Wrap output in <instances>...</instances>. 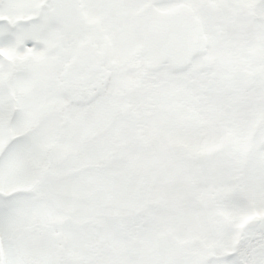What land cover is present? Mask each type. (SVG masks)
<instances>
[{"label": "trees", "instance_id": "trees-1", "mask_svg": "<svg viewBox=\"0 0 264 264\" xmlns=\"http://www.w3.org/2000/svg\"><path fill=\"white\" fill-rule=\"evenodd\" d=\"M231 1L241 2V0ZM196 5L197 15L208 19L209 27L205 35L203 34L202 39H204L200 40V45L205 39H210L214 44L227 45L222 35L223 0H197ZM251 5V11L246 13V22L264 23V0L253 1ZM205 13H207L206 16ZM232 23L234 24L233 21ZM86 40L88 44V38ZM236 40L237 44L230 52L240 51V45H242L240 37ZM196 45L199 44L194 43L195 47ZM138 57L133 55L132 58L120 64L112 61L104 63L99 54L88 47L82 59L78 61V74L71 77L69 81L70 96L85 100L90 94L95 96L107 91L108 83L113 78L125 75L126 84L123 86L116 84V91L111 94L117 102L124 101L125 105L122 109L124 111L116 115L112 121L120 119L126 122L129 128L121 129L117 135L112 136L107 149L99 154L95 161L80 166V169L92 172L95 176L102 175V182L126 184L128 195L125 204L113 203L111 199H108L93 211V216L89 215L84 220H79L76 213H67L61 206H57L54 196L49 194L52 181L60 180L65 175L58 174L51 168L50 153L45 154L38 165H34L30 160L32 168L30 188L28 190L14 189L4 195L0 193V203L3 204L7 214L15 212L12 210L13 207H18L20 212H23L27 211L29 206H33L36 208V213L39 208L45 215L44 220H36L28 225L29 232L20 243L19 253L22 254L25 264H106L107 262L127 264L130 260H136L139 257L138 247L141 246L144 236L169 242L168 239L181 228L180 224L176 225L178 226L176 228L165 225L172 219L180 222L179 206L174 204L166 194V191L171 188L166 187L164 191L160 187L163 185V174L166 171H173L175 169L172 168L201 159L219 149L226 152L222 156L227 160V165L237 170L233 181L238 184L242 177L240 179L237 174L244 164L239 158L247 159L255 151V154L264 160V153H261L257 142L262 139L258 120L261 116L259 112L264 108V102L254 93L257 85L252 84L249 87L246 83L247 89H244L243 84L239 91L231 87L224 89V94L232 99L229 101V112L239 110L254 100L257 101L256 110L249 111L247 115L240 117L243 122L249 121V124L236 125L227 114L225 117L228 122L226 123L227 133L215 131L216 135L211 137L209 122L212 101L209 93L212 87L209 80L213 67L209 68L201 64L198 78L192 72H188L186 76L178 75L177 78L182 81V84L177 86L173 79H165L151 73L146 79L138 76L134 70ZM237 63L233 60L232 68H230L233 80L239 78ZM36 65L40 68L47 66L48 63L42 62ZM258 65L260 66L259 74H264V61L260 60ZM21 69L35 70L36 67H26L22 64ZM130 70L131 73L128 72ZM195 81L198 83L197 90L194 88ZM163 85L166 86L165 91H162ZM20 96L23 97V95ZM160 96L164 99L162 100ZM243 97L246 98L243 100ZM18 98L19 95L15 93L0 95L1 135H4L2 128L5 125L1 120L6 119L7 123L12 117L13 109L19 103ZM166 121H170L169 126L163 128L162 125ZM220 125L224 126L225 123L222 122ZM244 127L252 130L247 140L240 134ZM113 129L114 127H105L101 132ZM254 137L255 139L252 140ZM243 140H246L247 149L236 148L235 143ZM9 144L10 151L19 150V141H11ZM1 147L2 144H0ZM262 162L264 164V161ZM194 182L199 183V180L194 178ZM171 183L173 182L170 181L167 185ZM239 187L240 184L236 188H231L230 200L238 197L237 188ZM132 198L133 201L130 202ZM189 198L195 200L196 204H209L202 199V195H192ZM51 205L56 212L54 215L49 208ZM167 217L170 219H165ZM160 223L163 227L162 234L157 231ZM228 223L230 229L233 228L234 221L228 220ZM108 229L112 232L115 241L123 247L110 240L107 235ZM183 234L185 235L184 232ZM71 235L74 236L73 244L78 247V250L71 248L66 252L64 249H68L72 244L69 239ZM213 235L212 230L208 231L204 233L203 240L206 241ZM161 236L165 237L160 238ZM55 243H58V247ZM214 244H225V241L214 239ZM255 244L256 239L253 235H247L243 243H240L235 250L233 257L231 256L233 262L235 260L237 264H260L256 258ZM191 254L189 250L178 255L187 257ZM201 255L203 260L207 257L205 252Z\"/></svg>", "mask_w": 264, "mask_h": 264}, {"label": "rangeland", "instance_id": "rangeland-1", "mask_svg": "<svg viewBox=\"0 0 264 264\" xmlns=\"http://www.w3.org/2000/svg\"><path fill=\"white\" fill-rule=\"evenodd\" d=\"M178 1L187 2L189 6L195 5V0ZM84 2L87 3L88 0H84ZM175 2L176 0H164L159 7L161 10H166L167 7H172ZM26 4L27 10L33 9V6L29 5V2H26ZM137 7L139 6L135 5L133 9L134 13H136ZM90 8L93 11L96 10L94 3L90 5ZM136 15L137 14H135V16ZM15 16L16 15H14V17ZM142 22L143 21H141L140 18L138 19V16H136L134 18L130 34L126 29L121 30L120 26H116L114 29L108 30L114 42L113 51L116 52L118 50V54H120L119 56H116V58L115 55L111 57L109 49L104 45L103 48H98L100 40H96V32L93 29L91 31L87 29L82 33L77 32L74 35H67L64 33L62 36H57L55 32L57 30L56 27L52 26L47 28L43 26L44 23H38L33 28L23 26L12 31L15 32V34L18 35L22 41L24 40L27 42L28 35L37 36L45 43L52 45L51 47L53 49V46L57 45L58 49L53 50L52 53L43 54L42 49L37 48L34 51L33 58L41 59L44 57L45 59H48L50 62L48 64V68L46 69L45 65L42 66V72L37 73L35 76L17 75V88L12 85L13 90L17 89L19 92L28 93V98L23 99L17 106H15L13 110L16 115L11 117V119H13L10 124L6 123V120L3 121L5 125L2 128L4 135L0 134V144H2L0 153L3 154L4 157H0V191L9 193L14 189H28L32 181L31 170L28 167L29 159L31 158L34 163L38 164L44 157L46 151H50L51 168L56 173H62L65 175L60 180L52 181L49 194L54 196L55 203L57 206H61L63 211H66L67 213H76L79 220H84L86 216H93V211L108 199H111V202L113 203L116 202L121 205L125 204V201L127 200L126 197L128 195V187L126 184L111 183L110 181L102 182V175L95 176L92 172L86 171L83 168L80 169V166L83 164L95 161V158L99 157V154L107 149L109 140L112 136L117 135L121 129L129 128L128 124L120 119H115L116 121L114 122L112 121L116 115L124 111L122 109L124 108L125 103L120 104L111 97L104 96L98 97L89 104L85 105L78 104L76 102L67 104L68 100L66 96L62 94L60 84L57 81V71H60L62 67L67 65V75L73 77L78 74V61L72 65V60L74 58L75 51L77 50V43L82 42L83 36L85 35L91 37L93 44L94 40H96V46L91 44L90 46H87L86 49L89 47L94 51L95 46L103 53H107L109 60L121 61V59L126 57V55H129V53L142 48V40L144 39ZM200 26L203 30H207V20L204 19ZM257 34L259 35L260 40L264 42L263 23L258 25ZM145 40H147V38H145ZM17 47L18 41L14 36L0 37V52L4 51L6 53L7 51H13L15 54L17 53L18 56H23L24 51L17 49ZM192 49L193 47L190 49L187 48L183 55L173 60V58H168L164 56L165 54L158 52L148 42L146 43L143 41V50L152 59V63L149 67L163 77H170L174 74H172L170 70L174 65L180 68L179 70H181L182 75H185L186 72L184 71V67L187 62H191L193 64V68L191 70L196 74L200 59L205 58L207 63L211 64L212 62L218 60L221 53H223V48L220 45L219 47H215L210 44L204 51L197 50L199 52L201 51V57L191 56L190 51H192ZM245 58L249 59L246 55ZM221 62L215 64V75L223 77V83L220 84L222 88L228 80L225 75L227 72ZM45 70H53L55 75L49 76V74H46ZM259 81L260 80H256L255 83H259ZM123 83V79H121L119 84ZM176 84L180 86L181 81L176 79ZM247 84L249 87L251 86L250 81H248ZM234 85L236 84L234 83ZM210 86L214 92L210 93V98L214 99L216 94V102L224 101V98L214 80ZM115 87L116 85L114 84L109 85L110 89H114ZM197 88L198 86H196V89ZM17 90L14 91L15 94H17ZM256 92L260 93L261 88H258ZM262 92L264 94V84ZM245 98L246 97H243V100ZM216 105L217 103H215L214 107H217ZM255 107L256 105L252 104L232 113L230 115L232 122L236 125L238 123H242L243 121L240 118H237L236 115L244 113L249 109H254ZM217 111L218 113L216 111L212 112V125L216 120L218 121L224 117L223 109H217ZM162 126L163 128H168L169 122H166ZM105 127H114V129L101 132ZM33 128L35 129L31 130ZM247 130L248 128L244 127L240 134L245 135L246 133H249ZM215 135L216 133L212 130L210 136L214 137ZM8 138H10L11 141L20 139L19 150L17 152H13L8 149L10 145ZM239 143L241 144V147H245V143H243V141ZM221 159L222 156L216 150L212 156L203 157V159L190 161L180 165L175 171H166L169 173L165 175L166 178H164V186L161 185L160 187L164 189V191L166 190V187H170L171 189H168L166 194L167 192H170L168 195L173 197V199H176L178 195H183L184 192V183L182 182L183 185H181L177 182L188 180L191 176V172L197 171L198 178L204 182L203 185L213 182L216 186L225 188V178L227 175L229 177V168L224 162H222ZM262 168L263 167L258 159L250 160L245 166L243 181L245 184V196L243 199L238 200V203L234 201V204L237 205L239 218L243 219L246 215L256 214V212L259 214L264 212V170ZM105 178L107 179V177ZM172 179L176 181L172 183L171 186L166 185L168 181ZM175 183L177 184L174 185ZM178 198L181 203L179 204L181 207V213L179 216L180 222L172 219L169 225L176 228L178 227L176 225L180 224L181 228L179 232L168 239L169 242L164 241L163 243L164 245L167 243V245L173 248H178V250L174 252L173 249H171L169 251L172 253L167 255L166 252H168V249H165V254L163 255L164 260L161 264H195L194 260H192L193 258L187 259L186 256H178V253L183 254V252H189L191 248L195 252L196 250H199V246L195 243V240L189 231L193 232L194 236H198L206 230V224L210 220L209 210L200 208L194 203L189 204V200H187L188 198ZM132 201L133 198L130 202ZM49 208L54 215L56 212L51 206ZM12 210L15 212L7 214L5 210L0 207V237L3 240V246L5 247L3 258L1 259L3 264H25L22 254L19 253L20 243L24 241L23 237L26 238V235L29 232L27 229L28 225L36 220H44L45 215L39 208L36 213V208L34 207L28 208L27 211L23 212H20L18 207H13ZM226 211L227 212L225 213L229 216L235 213L230 206ZM167 219L169 220L170 218L167 217ZM239 224L240 223L237 221L236 225ZM165 225L167 226L168 224L166 223ZM157 231L160 234L163 233L162 223L158 225ZM183 232L189 233V236L185 237ZM195 233L198 235H195ZM231 233L232 232H230V238L232 235ZM249 234L252 233L249 232ZM107 235L110 237L111 241L120 245V247L122 246V244L115 241L110 229H108ZM157 235L159 236L158 233ZM253 237L255 239L257 238L255 233L253 234ZM69 239L72 244L69 248L67 247L68 250L73 248L77 251L78 247L73 244L74 236L71 235ZM158 243V240H153L144 236L142 238L141 246L138 247V251H140L138 253L139 257L128 264H155L156 261H160L162 252L161 249L159 251L156 249L157 247L161 248L162 246L160 245L162 243L160 245H158ZM125 244L128 245L126 242ZM55 246L58 247V243H55ZM255 252L258 263H261L264 258V251L262 250L259 253L255 244ZM166 260L168 263L165 262ZM121 264L126 263L121 262ZM206 264H216V260L209 261Z\"/></svg>", "mask_w": 264, "mask_h": 264}, {"label": "flooded vegetation", "instance_id": "flooded-vegetation-1", "mask_svg": "<svg viewBox=\"0 0 264 264\" xmlns=\"http://www.w3.org/2000/svg\"><path fill=\"white\" fill-rule=\"evenodd\" d=\"M53 1L54 0H0V37H12L14 36L16 40L18 41V47L17 49L23 50L24 55L18 56V54L14 53L13 51L10 52H0V94L3 93H11L16 91L17 89L12 88V85L17 88V75H32L35 76L37 73L42 72L41 70H30V69H21L20 61L25 62H33L38 61V59L33 58L34 51L37 48H41L43 51V54L52 53L53 50H57V45H54V49L51 47L52 45H49L42 41L37 36H27V42L24 40L22 41L18 35L15 34V32H12L13 30H17L18 27H27V28H33L38 23H44V27H56V35L62 36L65 32L62 31V27L60 23L53 17L52 15V8H53ZM26 2H29V5L33 6V9L27 10V4ZM94 3V6L96 8L95 11H93L90 8V5ZM151 4L152 9L151 12L153 13L154 17H160L163 16V13L160 9L161 0H88L87 3L84 2V0H79V6L81 11L82 18L87 23V28L84 30L89 29L90 31L93 29L96 32L97 39L100 40V45L98 48H103V45L109 49L111 57L115 55L119 56L118 50L116 52H113V38L110 35V32L108 30L114 29L116 26H120L121 30H128L129 34L132 29V24L135 18L134 13V7H137L136 12H138L141 7L144 4ZM239 3V2H238ZM236 1L231 0H223V11H224V18H223V34H224V41L227 43V50L230 51L235 45V38L237 33L240 36V42H242L243 47L241 46L240 52L238 54V57L240 60L245 61V53L247 54H255V57L257 56V53L255 52V45L257 44L259 48L257 49L259 52H261L262 48H264V42L260 40L259 35L257 34L258 25L260 22L258 21L255 23L254 21L246 22V10H251V4H246L245 0H241V2L238 4ZM29 12V13H28ZM178 12V11H177ZM28 13V14H26ZM175 13V12H174ZM172 13V16L173 14ZM14 15H16L14 17ZM11 16V17H9ZM171 16V17H172ZM15 18V19H12ZM140 18L143 26V32H144V39L142 40L145 42V38H147V42L152 45L150 40V33H149V18L147 15H138V19ZM193 20V19H192ZM232 21L234 24L236 23L238 25L237 28L232 27L231 23ZM56 23V24H55ZM194 28L197 25L193 20ZM120 30V31H121ZM198 31V29H196ZM80 32V31H78ZM77 33V32H76ZM67 34V33H65ZM70 35V34H67ZM130 37V36H129ZM93 41L88 39V44L95 45ZM58 41V39H57ZM129 42V40H128ZM119 43V42H116ZM87 46V40L86 37L83 36V41L77 43V50L75 51L74 58L72 60V63L74 64L76 61H79V59H82L81 57L84 56ZM96 46V45H95ZM153 46V45H152ZM44 47V48H43ZM142 47V46H141ZM113 52V53H112ZM95 53L100 54V58L104 61L109 60V56L107 53H103L101 50L95 49ZM143 53L145 51L143 50ZM147 54V53H145ZM232 56L233 58L236 57L235 53L229 55V57ZM129 55H126V57L122 58L121 60H125L128 58ZM42 60L49 61L48 59H45L44 57L41 58ZM107 59V60H106ZM12 62L9 65H6V62ZM145 67L149 68V65H147L142 59L141 63L137 66V70H142ZM46 74L55 75L54 71L52 70H45ZM44 72V73H45ZM244 72V71H243ZM68 74V70H60L57 71V78H61V82L63 81V88L65 90V93L68 95L69 93V81L70 77ZM61 75V76H59ZM59 82V80H57ZM19 91V90H17ZM100 97V96H98ZM67 98V104H71L70 98ZM76 103H80L79 99L74 100ZM226 186L225 188H217L219 191H217L218 199L219 196L221 197V204H215L214 207H210V220L206 224L205 227L206 230L209 228V224L211 221H214V224L211 226V228L214 230V233L217 235H220V233H223L224 228L227 226L224 223H221V220L224 219H238L239 215L236 214V208L235 206L232 207L233 211H235L232 215H227L225 212L229 209V188L230 183L228 182V179L225 178ZM245 184L241 187V197L240 199H243L245 196ZM194 185L192 186L193 190ZM184 189V188H183ZM187 192V191H186ZM210 192V191H209ZM208 192V193H209ZM189 193V192H187ZM185 195V196H184ZM182 197L184 199H187L185 192H183ZM188 200V199H187ZM186 200V201H187ZM235 201V200H234ZM192 202V201H191ZM208 210V209H207ZM216 212V213H214ZM180 216V215H179ZM254 217L258 219V224L254 228L253 232L247 231L244 226L241 227V236L242 239L239 242L243 243V241L246 239L247 235L255 233L256 238V249L260 253L262 250L264 251V212H261L260 214L256 212L254 214ZM204 230L203 232L207 233L208 231ZM161 248L157 247L158 250H171L168 246L164 245L163 243L160 245ZM166 246V248H165ZM229 245L227 244L224 248L218 247L213 245V242H210V245H205V250L207 252H218V251H227ZM162 252V251H161ZM164 253V252H162ZM4 254V252H3ZM2 254V258H3ZM164 258H161L160 261H156L155 264H161L163 262ZM216 264H220V262L216 261ZM260 264H264V258L261 261Z\"/></svg>", "mask_w": 264, "mask_h": 264}, {"label": "water", "instance_id": "water-1", "mask_svg": "<svg viewBox=\"0 0 264 264\" xmlns=\"http://www.w3.org/2000/svg\"><path fill=\"white\" fill-rule=\"evenodd\" d=\"M150 6H145L143 11L149 13ZM53 14L62 22L67 31L85 28L79 12L78 0H55ZM151 19V35L159 50L169 55H176L183 51L185 44L193 35V24L190 20L177 17L173 19L153 18ZM195 38L198 34L195 32ZM258 219L250 220L249 226L254 227Z\"/></svg>", "mask_w": 264, "mask_h": 264}]
</instances>
